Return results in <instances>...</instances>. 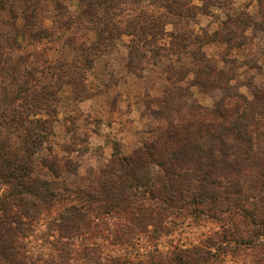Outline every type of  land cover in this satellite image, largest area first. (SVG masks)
Returning <instances> with one entry per match:
<instances>
[{
	"label": "trees",
	"instance_id": "obj_1",
	"mask_svg": "<svg viewBox=\"0 0 264 264\" xmlns=\"http://www.w3.org/2000/svg\"><path fill=\"white\" fill-rule=\"evenodd\" d=\"M9 1L0 0L7 14L0 19V264H219L224 255L244 251L264 264V81L247 97L232 83L242 67L238 57L223 53L222 62L231 64L227 72L204 50L213 41L226 44L228 52L239 50L235 39H248L245 19L253 20L251 39L259 31L264 38V0H256L252 14H228L212 35H196L190 27L198 13L194 0H76L74 11L58 0ZM168 23L176 30L170 45L160 44ZM74 26L89 40L76 41ZM124 35L132 36L130 68L149 56L153 64L170 61L162 96L146 100L145 114L157 104L158 119L146 123L130 153L115 143L99 170L80 177L70 160L40 156L51 129L31 115L49 107L62 84L85 92L94 60ZM56 43L67 52L61 59L50 54ZM23 46L30 49L16 55ZM191 47L193 67L177 55ZM256 58L246 62L254 77L264 71V59ZM193 86L222 93L206 105ZM42 215L51 217L48 227L64 242L51 261L30 260L26 250L25 239ZM93 216L114 219L106 237L127 246L158 240L185 223L207 221L220 229L200 244L155 249L145 259L103 256L90 244L73 252L68 246L77 234H102L104 224Z\"/></svg>",
	"mask_w": 264,
	"mask_h": 264
},
{
	"label": "rangeland",
	"instance_id": "obj_2",
	"mask_svg": "<svg viewBox=\"0 0 264 264\" xmlns=\"http://www.w3.org/2000/svg\"><path fill=\"white\" fill-rule=\"evenodd\" d=\"M60 4L74 11L78 8L76 0H58ZM149 2L152 0H144ZM218 1V0H213ZM11 2V0L9 1ZM196 6L195 22L190 24L194 33L203 35L207 32L212 35L215 31L222 30L224 22L228 19V14L239 18L243 12L252 14L255 10L256 0H219L218 2H202L194 0ZM47 10L50 8L48 5ZM7 14L0 8V19ZM48 21H46V24ZM241 23V22H240ZM241 27L246 28L248 39L240 37L235 40L240 41L239 50L228 52V46L220 42H212L204 50L221 68L229 71L231 64L225 65L222 62L223 53L226 57H238L235 80L232 82L238 85L240 93L251 98L260 80L264 81L263 74L254 77L255 70H249L247 66L251 58L259 56V61L264 59V38L263 32L259 31L257 38L251 39L253 35V20L245 19ZM241 27L239 33L241 34ZM76 41L89 40L91 35H84L86 32L81 27L75 26L71 29ZM176 28L168 23L165 28L164 37L160 44H169L172 39L171 33ZM243 30V29H242ZM178 32V30H177ZM71 34L67 32L68 35ZM77 35V36H76ZM189 35V33H188ZM132 36L124 35L117 41L116 45L110 47L104 54L94 60L92 68L87 72V90L80 92L79 87L73 83L62 84L58 90L56 99L50 102V106H42L38 114H32L31 118H41L48 123L51 129L50 141L43 145L40 156H57L64 160H70L72 165L78 169L80 177H86L90 171L99 170L104 163L111 158L114 152V144L118 143L123 154L130 153L139 145V137L146 123L158 119L156 110L157 104L152 105V109L146 115V100L162 96L163 86L167 84L165 65L170 61L163 59L157 64H153L149 56L140 65L128 66V44ZM191 39H194L191 38ZM207 40L203 39V42ZM247 41V43L245 42ZM202 42V43H203ZM235 44V42H234ZM25 45V44H24ZM62 44L56 43L55 49L50 50L53 58H62L67 52L62 50ZM30 49L29 46L15 49L16 55ZM195 47L189 50L181 48L177 55L182 57L183 63L189 67L193 58L192 52ZM149 53V52H148ZM168 54L170 52H167ZM227 53H229L227 55ZM68 57H72L68 54ZM175 59L176 55L171 54ZM255 62V61H253ZM252 62V63H253ZM264 62V61H263ZM192 69V68H191ZM229 73L227 74V76ZM188 79H193L194 74L188 73ZM7 82V81H5ZM225 85L223 82L221 85ZM192 91L200 102L206 105H213L214 101L221 95V88H215L211 92H204L199 87L193 86ZM44 105V104H43ZM49 109V111H48ZM95 221L102 222L104 229L102 234L87 239L88 233L82 231L70 239L69 246L73 252L81 250L86 245L96 247L101 255H126L132 259H145L148 254L155 249L165 253L174 246L189 247L200 244L203 239L214 234L220 228L216 223L201 222L200 224H182L174 227L168 235L161 236L158 240L150 241L144 238L138 239L133 245H121L112 243L110 229L115 226V220L108 217L96 218ZM50 216L42 215L35 222L32 231L25 239L27 255L30 260L36 261L45 258L51 261L52 255H59V248L64 242L60 241L58 233L51 231L48 227ZM110 227V229H109ZM63 241L67 239L61 238ZM69 241V240H68ZM58 248V249H57ZM76 263V260L73 261ZM81 262L77 261V264ZM219 264H256L247 251L239 254L224 255Z\"/></svg>",
	"mask_w": 264,
	"mask_h": 264
}]
</instances>
